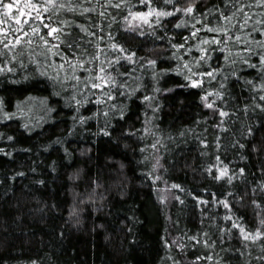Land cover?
I'll return each instance as SVG.
<instances>
[{"label":"trees","instance_id":"obj_1","mask_svg":"<svg viewBox=\"0 0 264 264\" xmlns=\"http://www.w3.org/2000/svg\"><path fill=\"white\" fill-rule=\"evenodd\" d=\"M191 2L180 0V6ZM194 2L197 8L209 9L218 0ZM131 3L135 7L110 8L109 18H101L112 27L105 28V39L99 42L100 49L111 55L113 50L105 48L110 43L106 33L111 31V42L136 52L135 63L120 61L119 72L131 74L118 77L128 85L124 91L135 90L128 98L117 94L106 105L97 103L99 97L89 92L86 97L77 96L88 102L75 105L67 89L54 79L58 70L71 80L67 64L58 68L57 58L51 56V66L35 63L43 60L41 52L46 47L40 41L33 46L32 62L25 60L23 68L2 58L15 70L0 72V149H4L0 152V264H264V239L245 240L237 229L226 231L231 221L224 219L231 216L253 234L257 228L264 232L260 223L264 220V111L253 110L259 100H252L256 93L248 84L258 78L259 69L239 63L246 58L244 43L201 44L216 48L208 61L212 68L219 65L226 72H238L239 78L229 74L223 81L227 86L224 106L230 117H219L205 106L204 89L183 86L187 82L176 71L180 66L186 72L183 62L202 55L196 43L219 34L202 29L190 38L194 50L189 55L172 45L181 43L192 29L176 28V17H161L163 26L153 22L150 29L130 15L146 7L136 0ZM151 7L170 10L163 0H153ZM255 13L257 18L264 17L259 8ZM92 15L95 19L96 14ZM225 23L231 28L236 20ZM252 24L249 21L238 33L249 43L246 33ZM252 36L264 39L258 32ZM233 58L236 64L230 63ZM149 59L156 60V65H149ZM253 62H257L255 56ZM45 70L47 75L42 74ZM213 85L218 87L216 81ZM156 87L161 91L153 96ZM145 95L152 100H144ZM213 99L210 96L209 102ZM221 120L227 132L217 130ZM9 136L13 139L8 140ZM236 141L245 147L239 148ZM225 164L236 175L231 183L215 178L219 172L212 166ZM241 168L243 174L237 171ZM225 199L230 207L222 203ZM204 233L208 245L190 239L197 235L203 240ZM198 256L205 259L197 260Z\"/></svg>","mask_w":264,"mask_h":264},{"label":"snow or ice","instance_id":"obj_2","mask_svg":"<svg viewBox=\"0 0 264 264\" xmlns=\"http://www.w3.org/2000/svg\"><path fill=\"white\" fill-rule=\"evenodd\" d=\"M136 2L145 6L147 10L135 11L130 13V15L133 18H140L142 23L147 24L150 29L153 27V22L156 25L163 26L161 17H176L179 20V23L174 24L176 28L184 27L192 29L187 36L181 37V43L172 45L173 48L182 49L189 55L194 50L193 46L189 44V40L192 37H197V33L202 29L210 33L219 34L196 43L194 47L202 55L183 62L182 67L186 72H181L180 66L177 67L176 71L187 82L183 86L204 89L202 99L206 102L205 106L213 109L221 118L230 117V112L226 111L224 106L227 86L223 81L228 79L229 74L232 77L239 78L238 72L231 69L229 72H226L219 65L216 68H212L208 64V61L211 59L210 53L215 51L216 48L201 47V44L219 46L228 40L244 43L246 47L242 51L246 54V58L242 57L239 63L254 70L259 69L258 78L248 81V84L256 93L252 97V100H259V103L255 105L253 110L259 108L264 111V95H261V93H264V39L257 41L252 36L253 32H258L264 38V17L257 18L258 14L255 13V9L257 8L264 11V0H218V3L213 4L209 9L203 7L197 8L194 0L185 7L180 6V0H163L166 8H170V10L164 11L151 7L153 0H136ZM130 7H135L131 3V0H7V2L6 0H0V9H2L0 11V72L6 71L11 73L15 70L10 63L3 61V57H8L10 62H15L20 68L25 67V60H29L31 63L30 57L34 55L33 46L36 44V41H40L46 47L41 52L43 60L38 59L35 63H47L51 66V56L57 58L58 68H64L65 64H67L68 71L72 73L71 80H69L67 74L61 76L58 70L54 79L60 87L67 89L66 95L69 96L75 105L80 106L88 102L86 99H77V96L86 97L89 92L94 97H99L96 100L97 103L103 102L106 105H108V101L114 100L117 94L128 98L134 94L135 90L124 91L128 88V85L126 82L119 80L118 77L124 76L130 78L131 74L119 72L120 61L123 58L135 63L133 57L136 56V52L126 50L121 43L111 42L114 40L111 31L106 33L110 43L105 45L106 49L113 50L111 55H109L108 51L100 49L99 42L105 39V28L111 29L112 27L111 23H107L106 25L103 23V20L109 18L107 15L108 10L110 8L120 10L121 8L128 9ZM249 12L253 13V15H248ZM61 13L65 14L63 18L61 17ZM93 13L96 14L95 19L93 18ZM69 15L71 19L68 18ZM54 16L56 17L55 21H53ZM181 16L187 17V19H180ZM150 18H154V20ZM81 19L84 23L79 22ZM123 19L128 21L129 17L124 16ZM234 19L236 23L232 24L230 28L228 23L225 22L230 23ZM111 20L114 21L115 16H111ZM28 21H32V23H28ZM249 21H253V24L248 28L246 36L251 38L252 43L256 44V48L252 47V43H249L248 39L242 40L238 34L241 29L248 25ZM25 24H27V30L24 28ZM37 24H39V27L35 26ZM197 24H199V28L196 27ZM74 28L76 29L75 32L73 31ZM42 29L45 31L42 32ZM139 35L142 36L144 33L139 32ZM49 38H52L51 41ZM90 49L94 50L90 51ZM9 53H11L10 56ZM120 54H123V56ZM101 55L104 56V60H100ZM253 56L256 57V63L253 62ZM180 58L177 56V59ZM224 59L228 60L229 58L225 57ZM147 63L155 66L157 61L149 59ZM230 63L236 64L237 60L233 58ZM191 65H195L197 69L206 66L208 70L193 71ZM77 71H81L83 75H76ZM168 71L167 69L161 70V72ZM42 74L47 75V70ZM152 75L155 77L157 74L153 72ZM217 76L220 77L219 80H217ZM213 81H216L218 87L213 85ZM205 85L212 87L213 91H208ZM160 91L159 87L154 88L153 96ZM56 95L59 96L60 93L57 92ZM210 96L214 97L211 102H209ZM152 98V96H144V100L146 101L152 100ZM216 101H221V104H217ZM2 103V100H0V106H2ZM110 107L115 109L116 105L111 104ZM248 107L250 106L245 105V109ZM234 111L235 109H233ZM103 114L107 116V112ZM119 114L123 117V109L119 110ZM5 116L8 119L12 118V115L7 112H5ZM77 119L83 121L84 118L78 117ZM216 128L218 131L224 132L229 130L224 125L223 120L216 125ZM248 133L251 134L250 127L248 128ZM180 135H184V133H180ZM7 139L11 140L13 137L9 136ZM202 143L207 146L208 141L204 139ZM214 143L218 149L220 143L218 136L214 139ZM236 144L241 149L245 147L239 141H236ZM151 146L155 148L156 144ZM3 151L4 149H0V152ZM215 159L220 161V156L217 155ZM212 167L218 168L219 174L215 177L216 179H226L228 183L236 179V175L230 174L227 164L223 167H219L218 165H213ZM212 167L208 169L209 173H211ZM237 171L239 174L244 173V169L242 168ZM156 178L159 179V177ZM173 187L180 188L181 186L173 184ZM203 203L206 204L208 202L203 201ZM222 203L225 207H230L227 199L223 200ZM224 219L231 221V227L225 229L226 231L237 229L245 240L254 241L257 237L264 239V232H261L259 228L255 229L253 234L252 231H247L241 223L232 221L231 216H225ZM260 223L264 225V220ZM203 236L205 237L203 240L198 239L197 235H193L190 239L196 243L208 245V234L204 233ZM200 259L205 258L198 256L197 260ZM206 259H211V257H207Z\"/></svg>","mask_w":264,"mask_h":264}]
</instances>
